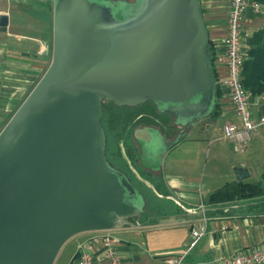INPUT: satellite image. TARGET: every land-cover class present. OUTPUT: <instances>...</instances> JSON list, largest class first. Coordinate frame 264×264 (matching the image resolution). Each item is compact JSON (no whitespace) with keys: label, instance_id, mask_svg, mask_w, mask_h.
Returning <instances> with one entry per match:
<instances>
[{"label":"water","instance_id":"water-1","mask_svg":"<svg viewBox=\"0 0 264 264\" xmlns=\"http://www.w3.org/2000/svg\"><path fill=\"white\" fill-rule=\"evenodd\" d=\"M52 12L48 68L0 128V264H52L73 235L143 212V195L105 158L104 101H150L180 129L132 130L149 173L215 106L199 0H53ZM7 20L0 13V31Z\"/></svg>","mask_w":264,"mask_h":264},{"label":"crops","instance_id":"crops-1","mask_svg":"<svg viewBox=\"0 0 264 264\" xmlns=\"http://www.w3.org/2000/svg\"><path fill=\"white\" fill-rule=\"evenodd\" d=\"M53 0H0V13L8 17L5 31H0V128L48 68L52 45ZM209 42L213 46V72L219 87L214 114L189 130L173 147L167 149L158 187L152 191L159 198L173 201L176 210L160 216L129 218L111 231L77 233L60 247L52 264H75L77 247L87 244L92 264H108L104 256L102 234L113 237V251L120 264H166L170 257L181 256L182 264H215L221 258L264 246V211L254 199L236 200L213 206L208 194L234 179V166L247 168L245 180L259 181L264 171V128L250 137L244 152H234L232 144L221 136L223 125L240 126L232 111L227 91L220 81L226 76L225 64L216 58L223 53L219 40L226 35L229 0H199ZM244 28L253 32L261 27L258 13L244 12ZM241 38L244 57L248 49ZM249 110L253 120L264 114V91L250 96ZM147 172V171H146ZM149 173V172H148ZM149 173V174H150ZM204 179V180H203ZM202 206V210L199 206ZM205 222L202 237L192 242L190 230Z\"/></svg>","mask_w":264,"mask_h":264},{"label":"built area","instance_id":"built-area-1","mask_svg":"<svg viewBox=\"0 0 264 264\" xmlns=\"http://www.w3.org/2000/svg\"><path fill=\"white\" fill-rule=\"evenodd\" d=\"M230 9L227 13L226 35L219 40L223 47L222 55L216 60H222L225 64L226 76L220 81L221 86L227 91L226 95L230 100L232 111L239 117L240 126L229 122L224 124L221 136L232 144L234 152H244L249 146L250 137L257 133L259 128H264V114L253 120L250 106V93L241 85V65L245 60L242 53L241 38L250 37V31L244 28V12L258 13L262 18L261 27L264 26V0H229ZM199 208L202 210V206ZM207 229L205 222L202 226L190 230L192 242L187 246L190 250L195 243L203 236ZM102 243L104 256L108 264H120L119 257L113 251L116 240L105 233L99 238ZM88 245L77 247L75 253V264H92V254L88 251ZM166 264H182L181 256L170 257ZM215 264H264V246L254 247L246 252L239 251L231 256L221 258Z\"/></svg>","mask_w":264,"mask_h":264},{"label":"trees","instance_id":"trees-1","mask_svg":"<svg viewBox=\"0 0 264 264\" xmlns=\"http://www.w3.org/2000/svg\"><path fill=\"white\" fill-rule=\"evenodd\" d=\"M246 44L248 45V49L245 52L246 56L243 65H241L240 83L249 91L251 96L262 90L264 91V26L256 29L249 38H246ZM208 46L209 49L206 55L210 62L211 73H213V82L215 85L214 96L216 100V96L220 91L215 83L216 77L212 69L213 46H211L210 42ZM108 102L113 106L109 108L105 117V127H107V130H111L112 128L120 129L127 125L133 127L141 125L157 126L155 123L159 116L155 112L156 106L150 101L145 102L143 105H137L134 108L125 106L117 108L111 101ZM113 107H115L118 112L113 111ZM213 110L211 116L214 114ZM173 128V126H170V129ZM157 129L163 133V130L160 128ZM248 198L254 199V201L257 202L256 207L260 208V211H264V171L260 174L259 181L256 182L249 180H232L228 183L225 182L222 186L218 187V189L213 192L211 191L205 202L213 206H219V204H228L232 201L239 199L246 200Z\"/></svg>","mask_w":264,"mask_h":264},{"label":"rangeland","instance_id":"rangeland-1","mask_svg":"<svg viewBox=\"0 0 264 264\" xmlns=\"http://www.w3.org/2000/svg\"><path fill=\"white\" fill-rule=\"evenodd\" d=\"M128 1L130 2L131 0ZM102 105L103 111L101 113V125L103 131L105 132V158L111 163L113 167L117 168L118 171L124 172L131 181V184L134 185L136 189H138L137 191L140 192L145 198V204L142 210L143 212L138 217H161L163 214H165V212L168 211L174 212L176 210V212H179L177 207L173 204V201L169 200L167 197L159 198L152 191L153 189L151 186L155 187L154 185H156V187H158V184H155L157 181L156 175L154 176L151 173L149 174L139 165L140 162L137 157L139 148L131 138L133 133L132 130L135 127L127 125L120 129L112 128L111 130H107V127H105V117L107 115V111L113 105H111L108 101L103 102ZM113 108V111L118 112L116 111L117 109H115V107ZM157 115L159 117L155 123L157 125L156 128L163 130V134L167 138L176 136L178 128L175 127L170 129V126H172L173 122L172 118L166 113ZM121 147L128 161L120 154Z\"/></svg>","mask_w":264,"mask_h":264},{"label":"flooded vegetation","instance_id":"flooded-vegetation-1","mask_svg":"<svg viewBox=\"0 0 264 264\" xmlns=\"http://www.w3.org/2000/svg\"><path fill=\"white\" fill-rule=\"evenodd\" d=\"M156 113H157V112H156ZM157 114H158V113H157ZM141 126H142V125H141ZM149 126H153V125H149ZM154 126H155V125H154ZM155 127H156V126H155ZM174 128H175V127H174ZM177 128H178V127H177ZM179 130H180V129L178 128V131H179ZM178 131H177V132H178ZM130 182H131V181H130Z\"/></svg>","mask_w":264,"mask_h":264}]
</instances>
